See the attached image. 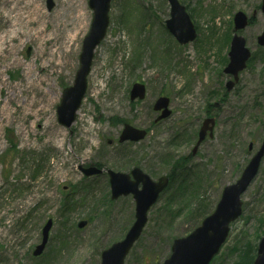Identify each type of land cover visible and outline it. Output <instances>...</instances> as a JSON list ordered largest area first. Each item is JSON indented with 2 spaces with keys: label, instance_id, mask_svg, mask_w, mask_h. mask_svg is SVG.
Returning <instances> with one entry per match:
<instances>
[{
  "label": "rangeland",
  "instance_id": "rangeland-1",
  "mask_svg": "<svg viewBox=\"0 0 264 264\" xmlns=\"http://www.w3.org/2000/svg\"><path fill=\"white\" fill-rule=\"evenodd\" d=\"M35 1L42 26L50 28L47 16L59 11L58 0H52L50 9L46 0ZM179 1L187 5L196 28L195 39L183 45L165 28L166 0L111 1L106 35L90 69L98 78L87 75L76 120L66 128L57 121L56 105L79 65L92 18L88 0L86 25L61 67L54 59L41 67L46 57L44 52L39 55L42 39L27 36V28L9 41L12 0H0V38L5 36L0 43V264H99L101 251L124 236L134 212L131 195L109 199L106 169L138 166L157 178L171 173L179 160L182 169L150 209L124 260L161 264L172 240L188 235L213 211L222 188L235 182L259 148L264 139V47L256 42L264 28L261 0ZM237 10L254 13L253 22L241 31L252 53L238 82L227 91L229 76L222 68ZM52 44L45 40L43 47ZM29 72L32 78L43 76L41 88L53 94L49 101L36 86L25 88ZM136 81L145 84L146 95L131 101L129 90ZM92 86H97L95 93ZM160 96L168 98L170 113L155 120L159 112L153 104ZM20 99H28L30 106L24 109ZM40 104L46 105L37 112ZM207 116L215 118L213 136L192 154ZM124 123L146 129V137L116 142ZM109 139L114 142L107 143ZM93 163L104 172L85 178L79 166ZM241 200L242 214L230 224L210 264H232L251 247L255 253L264 234V157ZM201 202L206 208L198 215L194 209ZM48 219L52 226L47 244L34 256ZM80 220L87 222L82 228L77 227Z\"/></svg>",
  "mask_w": 264,
  "mask_h": 264
},
{
  "label": "water",
  "instance_id": "water-1",
  "mask_svg": "<svg viewBox=\"0 0 264 264\" xmlns=\"http://www.w3.org/2000/svg\"><path fill=\"white\" fill-rule=\"evenodd\" d=\"M110 2L111 0H88L89 7L92 9V20L89 30L82 41L79 54V67L75 73L73 84L64 88L60 103L56 107L57 120L66 127H70L76 118V112L85 93L86 76L90 71L94 50L106 34ZM168 2L170 4V18L165 21L166 28L181 44L193 40L196 36V31L185 7L177 0H168ZM52 4V0H46L47 9H50ZM261 10L264 14V0H261ZM233 23L235 31L243 29L248 24V17L242 11H237L233 16ZM257 42L259 45L264 46V29L258 35ZM249 57L250 50L245 45V38L234 33L228 51L229 61L223 69L225 73L233 75V80L226 82L228 90L238 80V72L245 67ZM144 96V84L135 82L130 90V99H143ZM167 105L168 99L166 97L161 96L157 98L154 103V109H162L157 119L168 115ZM213 125V118L203 120L192 153H195L207 131H209V136H212ZM145 135V130L125 124L119 135V141H138L143 139ZM248 148H252L251 143ZM263 155L264 139L259 149L243 168L239 178L222 189L213 212L206 216L201 221V224L187 236L173 240L171 253L162 264L209 263L224 242L229 230V223L241 214L242 202L240 195L255 177ZM81 170L86 176L102 172L101 169L93 165L81 168ZM107 174L109 176L111 198L115 199L120 195L131 193L135 201V220L124 238L101 252L100 264H123L124 257L139 237L147 221L148 209L155 203L159 193L168 184V177L161 176L154 181L138 167L132 168L130 173L114 172L108 169ZM85 224V221H80L78 227H83ZM50 227L51 220H48L42 228L41 242L36 246L33 255H39L43 251ZM253 264H264V235L258 242Z\"/></svg>",
  "mask_w": 264,
  "mask_h": 264
},
{
  "label": "bare ground",
  "instance_id": "bare-ground-1",
  "mask_svg": "<svg viewBox=\"0 0 264 264\" xmlns=\"http://www.w3.org/2000/svg\"><path fill=\"white\" fill-rule=\"evenodd\" d=\"M58 6L60 9L56 14L51 17L47 16L51 20V27L48 28L46 24L43 26L41 24L40 13L35 0H12L11 2L9 10L11 22L9 41L18 37L21 32L23 33V28H27V36L32 35L42 39V47L39 50V55L44 52L46 57L40 60L41 67L45 66L47 62H52L51 59L56 61L58 67H61L62 58L72 52L78 36L86 25L87 9L84 5V0H58ZM32 24L37 25L29 29V26ZM4 38L5 36L0 38L1 44L4 42ZM45 40H53L54 44L44 48L43 45ZM8 51L12 52L10 47H8ZM16 61V59H12V62ZM90 73L93 77L98 78L96 73L94 75V71H91ZM33 76V73L29 72L28 78H26L28 83L25 88L36 86L38 91H41L42 96L45 97V102L49 101L53 94L41 88L43 76L38 75L37 78H32ZM92 89L95 93L97 86H92ZM11 94L15 97L14 90ZM41 98L42 97L40 96V99ZM19 102V105H22L24 109L29 105L28 99H20ZM45 105L41 106L40 104V108L37 109V112L42 110Z\"/></svg>",
  "mask_w": 264,
  "mask_h": 264
},
{
  "label": "trees",
  "instance_id": "trees-1",
  "mask_svg": "<svg viewBox=\"0 0 264 264\" xmlns=\"http://www.w3.org/2000/svg\"><path fill=\"white\" fill-rule=\"evenodd\" d=\"M179 169H182L181 162L179 160H176L175 162H173L172 172L168 174L171 181L173 180L172 178ZM205 208L206 207L204 206L203 202H201L196 206L194 212L200 215V212H204L203 210H205ZM253 248L254 247H251L249 250L244 251L240 256L237 257V259L232 264H252L254 251L253 253L250 251H252Z\"/></svg>",
  "mask_w": 264,
  "mask_h": 264
},
{
  "label": "flooded vegetation",
  "instance_id": "flooded-vegetation-1",
  "mask_svg": "<svg viewBox=\"0 0 264 264\" xmlns=\"http://www.w3.org/2000/svg\"><path fill=\"white\" fill-rule=\"evenodd\" d=\"M167 1V0H166ZM179 1V0H178ZM168 3V2H167ZM181 4H183V3H181ZM169 5V4H168ZM186 8H187V5H185V4H183ZM130 90H131V88H130ZM130 90H129V95H130ZM131 101H133V100H131ZM155 120H156V118H155ZM145 131H146V129H145ZM146 133H147V131H146ZM110 142H114L112 139H110ZM116 142H120V141H118L117 139H116ZM120 143H124V144H127L128 142L127 141H122V142H120Z\"/></svg>",
  "mask_w": 264,
  "mask_h": 264
}]
</instances>
